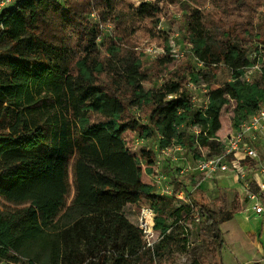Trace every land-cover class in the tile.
<instances>
[{"label":"trees","instance_id":"obj_1","mask_svg":"<svg viewBox=\"0 0 264 264\" xmlns=\"http://www.w3.org/2000/svg\"><path fill=\"white\" fill-rule=\"evenodd\" d=\"M18 3L16 10L0 14V20L5 19L0 29V194L15 204L36 201L38 207L21 210L11 218L0 215V259L16 261L18 258L10 253L16 250L50 264H82V257L69 254V246L86 244L100 251L107 241L115 249L120 248L119 263L125 261L127 247L132 255L140 257L142 231L122 216L124 205L143 196L150 198L160 214L156 219L158 226L164 227L163 233L167 232V217L182 216L190 207L176 208L172 200L151 193L152 189L142 183L141 160L127 146L124 132L140 130L146 139L159 136L162 148L177 140L187 146L188 135L179 130V125L192 118L200 129L198 144L208 149L203 157L219 154L223 144L217 133L224 105L230 98L237 101L238 129L241 121L264 102V70L253 83L241 81L243 69L253 61L235 45L222 48L210 35V28L202 23V14L193 10L186 38L193 45L195 56L209 68L224 64L234 72L232 81L210 92L207 106H190L189 93L180 81L171 80L145 92L140 83L148 74L139 63L126 66L128 56L118 61L119 72L108 71L112 83L105 86L94 77V61L87 59L77 75L69 73L63 69L67 61L61 60L62 50L69 48L67 43L63 41L58 49L34 33L39 8L51 1ZM134 10L146 17L155 15L159 8L150 9L143 4ZM25 32L32 34L26 39ZM209 38L217 45L212 46ZM26 42L41 43V48L48 47L61 57L53 63L35 52L28 55L21 50ZM124 88L130 92L129 98L123 93ZM169 94L175 96L168 99ZM128 106H149L146 122L126 118ZM3 118L10 121L4 124ZM71 126L82 139L75 160L77 218L61 238L52 239L42 234L38 224L40 219L52 220L70 192L67 167L72 156L68 142ZM142 154L149 164L154 162V152ZM188 154L195 160L202 159L192 152ZM194 208L203 217L205 233L215 239L220 253L224 240L219 225L227 217L222 210L198 202ZM192 264L202 263L195 260Z\"/></svg>","mask_w":264,"mask_h":264},{"label":"rangeland","instance_id":"obj_2","mask_svg":"<svg viewBox=\"0 0 264 264\" xmlns=\"http://www.w3.org/2000/svg\"><path fill=\"white\" fill-rule=\"evenodd\" d=\"M48 1H51V4H43L39 8L34 32L36 36L56 44L58 49L63 41L65 45L67 43L69 48L64 47L61 60L67 61L63 69L69 73L77 75L79 67L83 66L87 59L94 61L96 64L94 77L99 78L100 84L105 86L112 83L108 71L119 72L118 61L128 56L126 66L139 63L141 70L148 74V78L140 83L145 92L171 80L180 81L189 93L190 106L197 109L207 106L210 92L232 81L234 72L224 64L209 68L195 56L193 45L186 38L189 16L193 10H198L202 14V23L210 28V35L215 36L222 48L228 47L229 44H232V47L235 45V49L244 51L249 60L253 61L252 65L243 69L241 81L253 83L260 79L264 70V0ZM18 2L19 0L9 2L5 0L3 3V0H0V14L4 10H16ZM143 4H148L150 9L158 7L159 11L153 16L142 17L134 9H139ZM4 20V18L0 20V29L4 27ZM31 34L25 32L23 36L27 39ZM209 40L212 46L217 45L211 38ZM40 44L30 45L26 42L21 50L28 55L35 52L46 62L57 63L61 56L51 52L48 47L41 48ZM114 47L121 49L116 51ZM123 93L129 98L130 92H125V88ZM173 96L175 95L169 94L167 98ZM237 108H239L237 101L231 98L224 105L220 114L221 128L217 133L219 139L225 138L238 127L235 121ZM148 113L149 106L143 108L128 106L126 118L136 117L141 122H146ZM9 121L10 118L5 120L3 118L4 124ZM179 130L187 133V146L177 140L174 144L162 148L159 145V136L146 139L142 137L140 130H127L124 132V138L127 146L141 160L143 170L141 181L152 189L151 193L169 198L176 208L189 206L190 210L184 211L182 216L167 217V232L163 233L164 227L158 226L156 219L160 214L154 201L143 196L136 202L126 203L121 211L122 216L130 224L142 231L140 257L132 255L127 247L124 252L126 259L119 263L120 248L118 250L112 247L111 241H107L105 248L100 251L86 244L72 245L67 248L69 254L82 257V264H192L195 260L202 264H219L224 245L219 253L215 239L205 233L204 219L194 208L195 203L198 202L210 209L222 210L227 217L225 220L231 218L237 209L244 211L246 205L237 203L233 184L220 175L210 178L200 171L181 173L178 166L186 165L185 158L191 160L193 158L192 154L188 153L192 152L199 158H204L208 149L198 144L200 129L192 118L179 125ZM69 131L68 142L72 156L69 159L67 176L70 192L53 219L50 221L40 219L38 224L42 234L52 239L61 238L77 218L74 206L75 160L77 147L82 139L75 127L71 126ZM148 151L154 152L155 155L152 164H149L142 154ZM176 157L177 160H174ZM30 207L37 208L38 203L27 201L15 204L0 194V215L4 217L11 218ZM144 211L148 212L146 217L152 229L151 245L147 244L141 229ZM196 213L200 216L199 221L195 219ZM236 220L243 223L241 228L244 231L253 227L252 220L246 219L242 222L239 218L231 220L227 226L234 224ZM220 230L224 240V233L221 228ZM122 233L126 235L127 230ZM168 234L171 237H167ZM10 253L18 259L11 262L0 259V264H50L41 257L33 258L16 250H11ZM250 257L251 254L245 255L244 262L250 260Z\"/></svg>","mask_w":264,"mask_h":264},{"label":"built area","instance_id":"obj_3","mask_svg":"<svg viewBox=\"0 0 264 264\" xmlns=\"http://www.w3.org/2000/svg\"><path fill=\"white\" fill-rule=\"evenodd\" d=\"M5 0H3L4 3ZM10 1V0H6ZM223 143L221 153L206 156L195 160L185 158V166H178L181 173L184 171H200L205 176H221L225 173H234L241 182L243 191L241 201H252L253 209L257 213L264 212V103L259 110L245 119L238 129L219 139ZM174 147V146H173ZM174 159V158H173ZM177 160V157L176 159ZM250 173L259 174L261 178L254 179ZM169 192V191H168ZM151 213L153 211L150 210ZM144 211L141 218V229L145 234L147 244L151 245L152 229L150 221ZM195 219L200 220L198 213Z\"/></svg>","mask_w":264,"mask_h":264},{"label":"crops","instance_id":"obj_4","mask_svg":"<svg viewBox=\"0 0 264 264\" xmlns=\"http://www.w3.org/2000/svg\"><path fill=\"white\" fill-rule=\"evenodd\" d=\"M232 132L234 130L230 134ZM221 177L233 184V189L236 191L237 203L242 206L246 205L243 209L244 211L242 209L235 210L234 215L223 221L220 225L224 233V247L221 252L222 264H264V212L257 213L253 209L252 201H241L240 197L243 187L234 173L228 172L221 175ZM250 177L254 179L261 178L259 174L254 173H250ZM238 207L236 206V208ZM237 218L241 219L242 222H245L246 219L252 220L253 227L244 231L241 228L243 223H239L237 220L234 224L227 226L231 220ZM248 254H251L252 257H250V260L244 262V256Z\"/></svg>","mask_w":264,"mask_h":264}]
</instances>
